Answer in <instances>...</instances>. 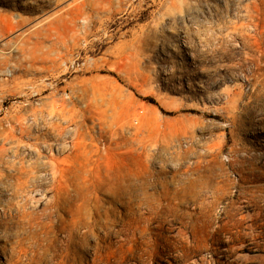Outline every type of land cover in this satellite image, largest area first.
<instances>
[{
	"label": "rangeland",
	"instance_id": "374dc122",
	"mask_svg": "<svg viewBox=\"0 0 264 264\" xmlns=\"http://www.w3.org/2000/svg\"><path fill=\"white\" fill-rule=\"evenodd\" d=\"M0 264H264V0H0Z\"/></svg>",
	"mask_w": 264,
	"mask_h": 264
},
{
	"label": "bare ground",
	"instance_id": "6f19581e",
	"mask_svg": "<svg viewBox=\"0 0 264 264\" xmlns=\"http://www.w3.org/2000/svg\"><path fill=\"white\" fill-rule=\"evenodd\" d=\"M2 18V17H1ZM4 22V21H3ZM5 24H6V26L9 28V29H13L14 28V24H13V22L10 20V19H8V17H7V20L5 21Z\"/></svg>",
	"mask_w": 264,
	"mask_h": 264
}]
</instances>
